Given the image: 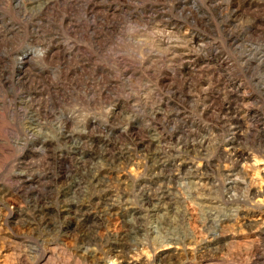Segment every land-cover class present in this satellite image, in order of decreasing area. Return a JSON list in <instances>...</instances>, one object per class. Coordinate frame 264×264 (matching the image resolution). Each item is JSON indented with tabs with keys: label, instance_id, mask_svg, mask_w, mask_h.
I'll use <instances>...</instances> for the list:
<instances>
[{
	"label": "rangeland",
	"instance_id": "374dc122",
	"mask_svg": "<svg viewBox=\"0 0 264 264\" xmlns=\"http://www.w3.org/2000/svg\"><path fill=\"white\" fill-rule=\"evenodd\" d=\"M0 264H264V0H0Z\"/></svg>",
	"mask_w": 264,
	"mask_h": 264
}]
</instances>
